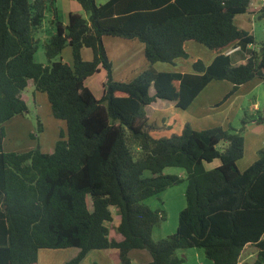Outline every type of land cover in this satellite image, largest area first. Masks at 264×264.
Wrapping results in <instances>:
<instances>
[{"label":"trees","instance_id":"16d2710c","mask_svg":"<svg viewBox=\"0 0 264 264\" xmlns=\"http://www.w3.org/2000/svg\"><path fill=\"white\" fill-rule=\"evenodd\" d=\"M252 1L76 0L86 18L69 13L62 23L57 0H0V264H37L39 251L65 249L78 250L65 264H79L91 251L132 264L133 250L146 251L149 264H183L176 251L193 248L212 264H238L250 252L242 264H264V148L240 171L244 139L232 127L198 131L186 123L179 133L154 138L167 127L145 114L157 99L185 111L213 81L232 84L217 106L242 85L264 82V40L255 49L253 36L235 25L243 14L264 20V6L254 12ZM46 16L54 32L43 65L34 59L35 35ZM105 37L142 43L147 69L129 82L115 81ZM187 42L214 53L212 62L195 60L191 73L156 70V63L186 59ZM66 45L71 65L55 60ZM236 47L244 60L238 65L226 54ZM101 70L97 97L86 81ZM30 83L65 132L51 153L5 152L4 123L27 113L23 92ZM254 122L264 123V105ZM167 168L184 171L186 205L176 231L154 242L152 231L165 214L144 201L183 181Z\"/></svg>","mask_w":264,"mask_h":264},{"label":"rangeland","instance_id":"374dc122","mask_svg":"<svg viewBox=\"0 0 264 264\" xmlns=\"http://www.w3.org/2000/svg\"><path fill=\"white\" fill-rule=\"evenodd\" d=\"M106 1L107 0H95L96 5L104 4ZM253 3L254 5H258L261 3V0H253ZM55 6L58 13V19L62 23L67 22L68 13L70 11H72L73 13H78L83 18H86V14L80 8L76 0H57ZM259 9L260 7L257 9V11ZM238 18H243V22L241 25H243V27H245L247 31L253 36L255 42L253 47L255 49H258V47L264 40V20H257L256 17H251V15L249 14L238 15ZM239 20L240 19H237L235 25L240 28L241 26L237 24ZM242 29L245 30L244 28ZM53 32V27L49 24L48 16H46L42 30L35 35V39L37 41V51L35 53L34 59L36 62L43 65L48 64L44 53V45L49 41ZM189 44L198 47L200 51H203L205 53L195 54V51L190 50L186 59L178 60L175 65L164 64L161 66H167L171 70L175 71H192L191 63L194 57L198 56L202 57V59H205L204 54H212L209 50L201 45H198L196 43ZM82 55L83 59L86 61L91 59V52L89 49H84ZM55 60H61L62 62L71 65L72 58L70 47L66 45L62 50L60 56ZM86 85L93 91V93L97 97L101 96L102 85L98 76H93L92 78L87 80ZM217 91H220V88L217 89ZM210 94H216V91L214 90ZM23 96L27 100L28 111L24 115L16 116L4 123L5 139L3 141V150L5 152L23 153L38 148L44 153H51L53 151L52 147L54 146V143L59 140L60 134L65 132V125L61 121L56 120L52 117L45 95L36 92L32 83H30V85L23 92ZM252 102H255V104L260 107L261 112L264 105V82H261L257 87H254L251 93L244 94L243 99H239L237 101L236 105L239 107V114L234 117L232 121H230L231 124L229 126L232 127L235 132L240 133L244 139V161L248 158H258L259 150L264 148H258L259 143L257 132L251 127L253 121L256 119L257 113L251 108ZM198 107H201V105H199ZM194 115L197 116L199 114L194 113ZM246 116H248L250 119L246 118ZM201 118L202 117L199 116L198 120H203ZM243 119L247 120L248 123L246 125H242ZM39 124H41L42 126V131H39ZM259 130L263 131L264 128H261ZM172 133L177 132L173 130ZM172 133H154L153 137H169V135ZM178 170L180 169L167 168L164 173L178 175L180 174V171ZM182 180L183 181L180 184L171 186L160 193L158 196L151 197L144 201V204L150 209H160L165 214V220H163L158 226L154 227L153 229V236L151 238L154 242L160 239H164L167 236L172 235L176 231L179 212L186 205L184 198V192L186 188L185 174L182 175ZM112 215L114 216L113 223L115 225L118 222V211L115 208H112ZM39 252L42 253L39 256V264H50V262H48V260L43 257V254H45V252L52 253L54 252V250H41ZM176 255L179 258L183 257L185 259L183 264H212L211 261L205 258L204 253L201 249L193 248L177 250ZM249 259L250 258H248V260Z\"/></svg>","mask_w":264,"mask_h":264},{"label":"crops","instance_id":"0c3cea01","mask_svg":"<svg viewBox=\"0 0 264 264\" xmlns=\"http://www.w3.org/2000/svg\"><path fill=\"white\" fill-rule=\"evenodd\" d=\"M261 4L262 1L258 5H254L252 1L250 8L252 11L256 12L257 9L261 6ZM69 13H73V12L70 11ZM252 16L254 17V15H251V17ZM237 19H240L239 22L237 23L239 26H241L240 28L241 29L244 28L245 31H247V29L243 27V25H241L243 22V18H238L237 16L235 18V23L237 22ZM189 43H193V42H187L185 44V49L187 52L191 50V51H195V54L205 53L203 51H200L198 47ZM103 44L107 56L112 63V77L115 81L129 82L147 69L148 64L143 57L144 46L142 43H139L138 41L135 40H124L119 38L105 37L103 38ZM231 54H232L231 56L233 57L232 59L236 65L244 62L243 55L239 51L233 52ZM204 55H205V59L196 56L193 58L192 63L197 59H201L206 65H208L212 62V60L215 57L214 53L204 54ZM161 65L164 64L156 63L154 67L156 68V70L160 72H178V73L192 72L187 70L175 71V70H171L167 66H161ZM95 76H98L100 78V82L102 85L103 81L105 80V72L101 70ZM260 83L261 82L258 80H253L251 82L242 85L240 89L234 95H232L225 103L217 106L222 100L223 96L226 95L232 89V84L226 81H213L206 86V88L195 99L193 104L185 111H180L176 109L174 104L172 103L157 99L156 101L152 102L150 105H148L145 108V114L149 122H156L159 125L163 124L164 126L167 127L166 132H171V133L173 132V130L179 133L186 123H189L194 130H198V131L216 126H220L226 129L231 124L230 121H232V119L239 114V107L236 105L237 101L239 99H243L244 94L251 93L253 88L257 87ZM219 88L220 91H217V89ZM214 90L216 91V94H210ZM149 94L151 96L154 94L153 88H150ZM199 105H201V107H198ZM251 108L252 110L258 113L260 112V107H258V105L255 104V102H252ZM194 113H198L199 115L196 116L194 115ZM199 116H201L202 117L201 119L203 120L199 121L198 120ZM251 127L253 130H256L257 132L258 143H259L258 148L264 147V130L263 131L259 130L261 128H264V123L257 124L253 121ZM256 158L257 157L248 158L247 160L244 161L245 159V148H244V155L237 162L238 169L240 171H244L256 160ZM217 165H219V162L215 161L212 164L206 165V168L211 169L213 167H216ZM178 171H180V174L178 175L181 177L183 174H185L183 170H178ZM152 236H153V231H152ZM115 237L116 239L120 238L119 235H116ZM246 248H249V246L248 247L246 246ZM77 253H78L77 249L54 250V252L52 253L45 252V254H43V257L46 258V260H48L50 264H56V263L65 264L67 261L72 259ZM40 254L42 253L39 252L38 254L37 264H39ZM252 255L253 253L250 252V254L244 256L243 259L238 264H242L243 262L248 260V258L251 259ZM129 257L132 261V264H149L151 262L150 255L143 250L142 251L133 250L129 253ZM79 264H117V260L112 254H106L102 251H91L84 257V259Z\"/></svg>","mask_w":264,"mask_h":264},{"label":"built area","instance_id":"2783aa9c","mask_svg":"<svg viewBox=\"0 0 264 264\" xmlns=\"http://www.w3.org/2000/svg\"><path fill=\"white\" fill-rule=\"evenodd\" d=\"M261 1H262V4H261L260 8L264 6V0H261ZM237 50H238V47H236V48H234V49H231V50H228V51L226 52V54H231V53H233V52H236Z\"/></svg>","mask_w":264,"mask_h":264}]
</instances>
